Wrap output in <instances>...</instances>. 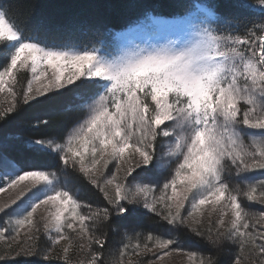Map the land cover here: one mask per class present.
I'll use <instances>...</instances> for the list:
<instances>
[{
	"label": "snow or ice",
	"instance_id": "snow-or-ice-1",
	"mask_svg": "<svg viewBox=\"0 0 264 264\" xmlns=\"http://www.w3.org/2000/svg\"><path fill=\"white\" fill-rule=\"evenodd\" d=\"M27 7L0 4V126L49 102L81 115L59 137L28 140L37 159L25 168L8 156L19 138L0 132V193L15 192L0 203V264H264V0H234V16L213 0L189 5L181 35L118 49L50 39L45 18L17 22ZM73 177L100 202L82 201ZM145 215L163 231L126 223Z\"/></svg>",
	"mask_w": 264,
	"mask_h": 264
},
{
	"label": "trees",
	"instance_id": "trees-1",
	"mask_svg": "<svg viewBox=\"0 0 264 264\" xmlns=\"http://www.w3.org/2000/svg\"><path fill=\"white\" fill-rule=\"evenodd\" d=\"M9 0H0V4H5ZM17 3L18 0H11ZM208 4L209 0H27L28 7L24 10H15L17 22L24 21L29 15L35 19L45 18L53 26L54 30L47 33L50 39H56L65 43L75 44L77 46H95L100 43L105 45L107 36H97L96 33L85 27L83 31L72 28L69 25L73 22L93 25L99 28L101 32L111 30L110 41H113L115 32L122 30L127 25L143 19L142 13L156 14H183L188 7L195 3ZM219 7L217 11L223 16L238 15V10L232 7L234 0H213ZM253 4L256 0H251ZM139 17V19H138ZM258 19V17H254ZM25 35H33L30 28ZM104 42V43H103ZM78 101L72 100L71 97L64 101V104H76ZM72 111H64V106L55 102H49L45 105H38L32 108L24 107V110L6 126H0L2 132H11L14 135L22 134L26 138H41L50 134L61 135L64 128L69 125ZM37 117L46 118L50 121L47 128H35L29 126V122H34ZM25 155L13 152L12 157L19 164H30L36 162V157L29 150H24ZM82 196L85 200L87 197H97L100 201L99 194L95 189L87 185L82 180L79 184ZM138 219V220H137ZM132 227L142 230V222L139 218H129L126 221ZM117 236H110L109 247L116 249L115 239Z\"/></svg>",
	"mask_w": 264,
	"mask_h": 264
},
{
	"label": "rangeland",
	"instance_id": "rangeland-1",
	"mask_svg": "<svg viewBox=\"0 0 264 264\" xmlns=\"http://www.w3.org/2000/svg\"><path fill=\"white\" fill-rule=\"evenodd\" d=\"M167 23L164 25H160V24H155L152 22L151 19L148 20V22L144 23L142 26L138 27L136 30H134L133 32H128L126 34V36L123 37V40H121V35L118 36V43L119 46L118 48L121 46V44H127L128 46L134 45V44H140L142 46L144 45H150L153 43H157V42H163L165 40H167L170 37H175L177 35H181L183 33L184 28L186 27V25L182 22L183 19L181 20H166ZM117 48V49H118ZM23 79V74H21V80ZM21 85L18 84L17 85V91L20 90ZM6 93H0V108L6 107L8 105V103L10 102L8 99H6ZM38 106V105H35ZM75 110H73L72 112H74ZM69 112V111H68ZM71 112V113H72ZM81 115L80 112L75 111L74 114H72L73 118L71 119L69 125L72 123V121H74L75 119H77L79 116ZM67 125V127L69 126ZM66 127V128H67ZM64 128V129H66ZM0 132H2V130H0ZM64 130L61 132L63 133ZM63 135V134H61ZM61 135H57V134H50L46 137L49 136H56L59 137ZM19 139L13 144V146H11L8 149V156L13 158V152H17L19 154H21L22 156L25 155V151L24 150H28L26 148V143L28 140L30 139H35V138H26L24 137V135L19 134L16 135ZM51 163L53 164V167H51L50 171H56L55 168V158L53 157L51 159ZM32 164V163H30ZM30 164H19L21 168H25ZM59 175V173H58ZM64 177H61V180H63ZM82 182L81 179H78L76 177L72 178V181L70 183V187L73 188L74 191L79 193V198L84 201V202H92L94 205L96 203H99L100 201H97V197H87V200H85L82 196V192L80 189L79 184ZM97 193L98 191L95 190ZM99 194V193H98ZM15 192L13 191H8L5 193H0V203H4L7 200L10 199L11 196H14ZM100 196V194H99ZM101 199V196H100ZM253 210L259 211V205H255ZM43 208H41L40 210H38L39 212H42ZM0 216H2V214H0ZM134 218V217H132ZM135 218H139V221L142 222L144 225L143 226H148V227H142V230L137 229V231H151L153 230V228H156V230L158 232H162L163 229H159L157 226L160 223V221L156 220V219H149V217L147 215L145 216H141V217H135ZM4 219H7L6 217H4ZM138 220V219H137ZM127 223V222H126ZM116 237L115 239V244L116 247L120 244L122 236L120 233H114ZM4 247V241L0 240V248ZM184 248L185 250H192V251H197L198 250V244L195 241L192 242H187L184 244ZM167 264H188V260L186 255H182V254H173L171 257L167 258Z\"/></svg>",
	"mask_w": 264,
	"mask_h": 264
}]
</instances>
